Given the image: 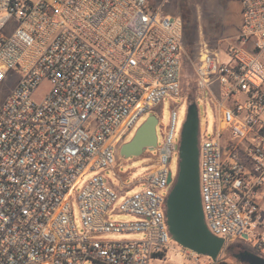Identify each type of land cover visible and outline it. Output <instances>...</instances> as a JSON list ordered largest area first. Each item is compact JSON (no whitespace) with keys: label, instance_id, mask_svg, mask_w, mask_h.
<instances>
[{"label":"built area","instance_id":"2783aa9c","mask_svg":"<svg viewBox=\"0 0 264 264\" xmlns=\"http://www.w3.org/2000/svg\"><path fill=\"white\" fill-rule=\"evenodd\" d=\"M239 2L238 44H201L196 95L188 96V106L209 101L217 116L212 138L202 137L199 119L200 193L209 230L226 245L236 236L254 239L262 251L264 0ZM164 3L0 0V84L18 76L0 102V264L166 260L174 241L166 202L175 177L171 163L179 155V104L162 127L161 143L157 126L158 155L135 183L144 186L117 209L134 219L110 218L131 185L113 171L124 185L116 190L100 173L115 166L119 146L142 116L166 97L187 95L184 24ZM46 82L48 89L36 97ZM89 172L99 173L77 192ZM129 232L146 237L103 238ZM179 253L200 257L184 247Z\"/></svg>","mask_w":264,"mask_h":264},{"label":"rangeland","instance_id":"374dc122","mask_svg":"<svg viewBox=\"0 0 264 264\" xmlns=\"http://www.w3.org/2000/svg\"><path fill=\"white\" fill-rule=\"evenodd\" d=\"M154 3H164V11L171 15H177L182 18L185 25L183 35V55H184V77L183 87L187 95L184 100L182 98L166 97L163 102L155 108L154 113L160 118L158 125L160 143L163 140L162 127L166 126L170 121L171 110L174 103H178V126L176 133V140H180L182 125L186 119L188 109V96L193 98L196 95V88L194 84L193 70L195 62L198 57L201 44L208 43L209 47L225 48L230 45L238 44V34L241 29V5L239 0H152ZM184 11L186 22L184 21ZM188 11V12H187ZM212 26V27H211ZM17 74H10L4 82L0 84V102L10 93L16 84ZM49 85L46 82L41 86L36 94L40 98L48 89ZM200 130L202 137L207 136L212 138L217 122L216 111L212 104L207 101L203 103L197 100ZM149 116H142L137 122L136 126L124 137V142L129 141L139 128V126ZM156 148H148V150L141 157L124 158L118 153V160L114 167L100 170L110 181L114 189L122 191L124 185L122 180L113 175L116 171L121 177L124 178L126 184L131 185L125 195H121L115 203L113 210L110 211V218L115 221H128L134 217L125 212H117L119 204L124 200L125 196L134 194L137 190L141 189L144 184H135L138 178L151 169V157L149 154L155 155ZM179 155L177 154L171 163V168L176 176L178 171ZM99 172H89L86 174L79 186L77 192H80L85 183L95 174ZM74 213L76 216V223L80 231L83 230L80 223L79 208L74 203ZM146 237L145 233H108L103 236L107 240H127V239H143ZM183 247L177 242H172V247L168 253L166 260L161 264H213L211 258L200 255L199 259H195L189 255L180 254L179 250ZM242 250H249L259 255H264V250L257 247V241L254 239H246L236 236L234 240L223 248L216 262H226L227 264H245L240 262L236 257V253ZM215 262V263H216ZM86 264H96L95 262H87ZM152 264H160L158 261Z\"/></svg>","mask_w":264,"mask_h":264},{"label":"water","instance_id":"95a60500","mask_svg":"<svg viewBox=\"0 0 264 264\" xmlns=\"http://www.w3.org/2000/svg\"><path fill=\"white\" fill-rule=\"evenodd\" d=\"M159 117L152 112L134 136L119 146V153L128 159L141 157L148 148L158 147ZM173 180L172 173L169 182ZM166 218L170 234L180 246L217 261L226 243L208 228L200 193L199 110L190 103L182 125L178 171L166 202ZM245 264H264V257L249 250L236 254Z\"/></svg>","mask_w":264,"mask_h":264},{"label":"crops","instance_id":"0c3cea01","mask_svg":"<svg viewBox=\"0 0 264 264\" xmlns=\"http://www.w3.org/2000/svg\"><path fill=\"white\" fill-rule=\"evenodd\" d=\"M158 155V152L155 155L149 154V156L151 157L150 163L153 164V162L156 160V157Z\"/></svg>","mask_w":264,"mask_h":264},{"label":"trees","instance_id":"16d2710c","mask_svg":"<svg viewBox=\"0 0 264 264\" xmlns=\"http://www.w3.org/2000/svg\"><path fill=\"white\" fill-rule=\"evenodd\" d=\"M153 2V1H152ZM154 3V2H153ZM155 4V3H154ZM188 12V11H187ZM185 11H184V21H185V23H187L186 22V17H185ZM185 26V25H184ZM212 27V26H211ZM184 31H185V27H184ZM214 264H227L226 262H224V261H222V262H216V263H214Z\"/></svg>","mask_w":264,"mask_h":264},{"label":"flooded vegetation","instance_id":"af4514ba","mask_svg":"<svg viewBox=\"0 0 264 264\" xmlns=\"http://www.w3.org/2000/svg\"><path fill=\"white\" fill-rule=\"evenodd\" d=\"M237 254V253H236Z\"/></svg>","mask_w":264,"mask_h":264}]
</instances>
